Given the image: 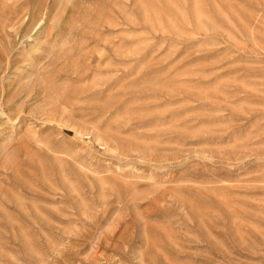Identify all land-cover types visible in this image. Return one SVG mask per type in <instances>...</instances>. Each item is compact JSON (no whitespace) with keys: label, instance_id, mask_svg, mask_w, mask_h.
<instances>
[{"label":"rangeland","instance_id":"374dc122","mask_svg":"<svg viewBox=\"0 0 264 264\" xmlns=\"http://www.w3.org/2000/svg\"><path fill=\"white\" fill-rule=\"evenodd\" d=\"M0 264H264V0H0Z\"/></svg>","mask_w":264,"mask_h":264}]
</instances>
